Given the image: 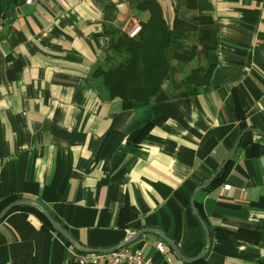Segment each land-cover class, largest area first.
Listing matches in <instances>:
<instances>
[{
	"label": "crops",
	"instance_id": "obj_1",
	"mask_svg": "<svg viewBox=\"0 0 264 264\" xmlns=\"http://www.w3.org/2000/svg\"><path fill=\"white\" fill-rule=\"evenodd\" d=\"M144 1L4 5L0 201L20 196L41 203L86 248L112 249L152 229L194 259L206 244L191 208L195 190L216 173L240 134L264 131V0H197L192 11L184 0H156L169 23L176 14L212 18L211 81L182 87L185 72L173 61L149 103L109 100L94 72L108 65L114 40L148 21L149 12L138 8ZM197 59L187 68H197ZM234 161L224 183L196 197L211 246L194 264H261L264 258L257 244L264 209L252 206L264 196V137L247 133ZM245 230L252 231L251 242L238 236ZM160 242L166 244L146 233L130 246L156 264H189L168 246L170 253L160 255ZM0 264L78 263L62 236L21 210L0 222Z\"/></svg>",
	"mask_w": 264,
	"mask_h": 264
},
{
	"label": "trees",
	"instance_id": "obj_2",
	"mask_svg": "<svg viewBox=\"0 0 264 264\" xmlns=\"http://www.w3.org/2000/svg\"><path fill=\"white\" fill-rule=\"evenodd\" d=\"M22 2L23 0H0V17L5 14L4 5H18ZM184 5L188 10H195L197 0H184ZM138 8L150 14L141 32L135 38L122 35L114 40L110 47L113 56L109 58L108 65L94 72L93 77L98 80L107 98L109 100L131 98L137 103H149L173 72V61L185 72L182 87L188 89L209 85L216 66V35L212 18L205 15L185 18L176 14L174 21L169 23L164 17L162 5L156 0L141 2ZM200 53L207 58L208 65L187 68L196 58L203 60ZM150 128L151 124H148L140 136L146 135ZM234 162L233 160L226 166L207 190L224 183ZM18 200H21L20 196H10L1 200L0 213L9 204ZM196 205L203 217L202 203L199 199H196ZM252 206L264 209V196L253 202ZM21 210L36 214L43 221L45 230L54 231L50 222L35 209L20 207L9 214ZM203 220L207 224L204 217ZM251 235V230L238 234L250 242ZM66 244L69 246L67 241ZM257 244L264 249V226ZM261 264H264V258Z\"/></svg>",
	"mask_w": 264,
	"mask_h": 264
},
{
	"label": "water",
	"instance_id": "obj_3",
	"mask_svg": "<svg viewBox=\"0 0 264 264\" xmlns=\"http://www.w3.org/2000/svg\"><path fill=\"white\" fill-rule=\"evenodd\" d=\"M257 133L260 136L264 137V131L258 130V129H249L247 131H244L242 134H240V136L237 138L235 144L233 145L231 151L229 152L226 160L223 162V164L217 169L216 173L213 174L211 177H209L208 179H206L201 186H199L192 197L191 200V208H192V212L194 214V216L199 220L200 224L202 225L205 234H206V244H205V248L202 251V253L194 258V259H189L186 258L183 253L181 252V250L179 249V247L177 246V244L170 238H168L165 234H163L160 231H156V230H152V229H145L142 230L140 232H137L135 234H133L130 238H128L123 244L118 245L112 249H107V250H103V249H91V248H86L85 246L79 244L76 240L73 239V237L70 235V233L61 225V223H59L57 220H55V218L51 215V213L39 202L35 201V200H31V199H21L18 201H15L11 204H9L7 207H5L1 213H0V222L14 209L16 208H20V207H24V208H31V209H35L38 212H40L52 225L53 230L59 234L60 236H62L68 243L69 245H71L72 247H74L77 251L81 252V253H104V252H111V251H115L118 250L120 248H124L127 246H130L131 244H133L134 242H136L139 238L142 237L143 234L146 233H157L159 234L166 242L167 246L173 251V253L175 254V256L180 259L181 261L185 262V263H189V264H194V263H198L200 261H202L205 256L208 253V250L210 249L211 246V232L209 230V227L207 226V224L205 223V221L203 220V218L200 215L199 209L197 208L196 205V197L198 195L199 192L208 189L215 181L216 179L220 176V174L222 173V171L226 168V166L234 160L237 150L240 147L244 136L247 133Z\"/></svg>",
	"mask_w": 264,
	"mask_h": 264
},
{
	"label": "built area",
	"instance_id": "obj_4",
	"mask_svg": "<svg viewBox=\"0 0 264 264\" xmlns=\"http://www.w3.org/2000/svg\"><path fill=\"white\" fill-rule=\"evenodd\" d=\"M33 1L26 0V3L32 4ZM141 29V26L134 27L128 34L129 38H135ZM224 189L230 190L231 186L226 185ZM68 250L78 264H156L152 256L147 255L142 249L131 246L104 253H81L70 245ZM156 250L162 256H167L170 253L167 245L163 242L156 244Z\"/></svg>",
	"mask_w": 264,
	"mask_h": 264
},
{
	"label": "rangeland",
	"instance_id": "obj_5",
	"mask_svg": "<svg viewBox=\"0 0 264 264\" xmlns=\"http://www.w3.org/2000/svg\"><path fill=\"white\" fill-rule=\"evenodd\" d=\"M194 43H196V41L194 42ZM203 54V53H202ZM201 53H200V56H202V58H203V60H200V59H197L198 61H196V63H195V66L196 67H199V66H201V62H206V57L204 56V55H202ZM206 64V63H205ZM208 64H206V66H207ZM186 68V67H185Z\"/></svg>",
	"mask_w": 264,
	"mask_h": 264
}]
</instances>
